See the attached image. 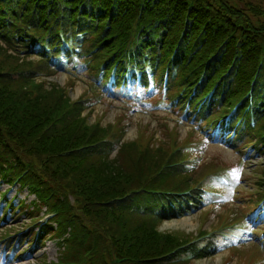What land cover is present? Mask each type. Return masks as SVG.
<instances>
[{"label":"trees","instance_id":"16d2710c","mask_svg":"<svg viewBox=\"0 0 264 264\" xmlns=\"http://www.w3.org/2000/svg\"><path fill=\"white\" fill-rule=\"evenodd\" d=\"M0 40V178L25 184L53 215L41 231L56 241L55 264H182L193 251H211L208 241L219 235L199 233L207 238L191 244L192 234L158 230L160 208L186 212L200 193L221 192V171L191 160L202 145L194 132L181 141L165 127L156 141L142 131L110 159L108 143L124 128L91 123L81 99L37 79L54 75L55 66L81 67L98 93L94 80H122L125 68L150 71L157 88L167 74L169 108L240 156H261L264 7L248 0H0ZM253 178L258 201L264 164ZM29 213L34 222L37 213Z\"/></svg>","mask_w":264,"mask_h":264},{"label":"rangeland","instance_id":"374dc122","mask_svg":"<svg viewBox=\"0 0 264 264\" xmlns=\"http://www.w3.org/2000/svg\"><path fill=\"white\" fill-rule=\"evenodd\" d=\"M252 5L254 6H260L264 7V0H248ZM1 45V44H0ZM2 46V45H1ZM3 47V46H2ZM32 60V58H29ZM87 77L84 76V72H76V76L67 74L63 71H60L53 75L52 77L48 78L47 82L53 83L59 86L60 89L65 90L66 96L72 100L77 101L79 99L84 100L86 105H88V99L87 93H85L87 89ZM39 82L40 79H37ZM45 81L46 80H42ZM46 82V83H47ZM117 94V91L114 92L115 96ZM141 110L134 112V110H130L125 104H123L118 98L112 97L110 98H102L100 102L95 104V106L91 107L92 116L90 117V122L93 123L94 121L98 120L100 117L101 119V125L103 127L107 126V124H111L115 122L119 117L126 115V119L121 121L120 126L124 125L125 128V136L124 140L132 141L135 140V138L139 135L138 132L144 131L145 133H149L152 135V137L159 141L161 140L163 136V131L161 133L158 131L161 127H159L162 124H167L170 128L176 129L180 139H184L186 135L192 131L191 127L193 125L191 124H183L180 122L178 116L176 114H173L171 112L167 113L163 109H157V110H146L144 105H141ZM87 114L85 112L83 115ZM147 126L144 130V127ZM148 129H151V132H147ZM195 136L197 138H202L200 133H196ZM203 143L206 142L205 147L203 148V151L199 153V158L201 159V163H208V167L210 170L214 171L216 169H224V168H233L234 169V177L237 182V188L236 190L233 189V194L238 195L237 197V203H240L241 199L243 198V201H247L249 199L252 191L255 190L254 182L255 179V173L258 172L260 166L264 164V155L263 156H255V157H249L246 159V162L242 166H239L237 163L238 156L237 154L232 151L229 148H225L224 146L218 144V143H210V141L206 138H203ZM213 163V165L210 166V164ZM253 176V177H252ZM7 185L3 184L0 186V192H4L7 189ZM26 191V190H25ZM15 189L13 188L11 191H9L7 195V199H11L14 196ZM26 196L25 192H22L21 194H18L17 197L14 199V204L17 203V200H20L22 202H25V205H29V201H32L34 197H30L29 199H25ZM234 198H231V201L233 202ZM1 203V202H0ZM235 203V202H234ZM236 205V203H235ZM209 209L204 210V212L210 214V221H213L214 214L221 212L224 210L223 207L219 208L215 205H211L210 207H207ZM206 209V208H204ZM213 210V211H212ZM238 211H242L243 207H238ZM19 214L17 217L10 218L7 216L8 224L13 227V229H10L11 231H20L24 230L27 226L31 225L33 222H30L28 217L26 215H22L25 212ZM41 213L39 214V217L42 218L44 215V209L40 210ZM15 213V212H14ZM13 213V215H14ZM16 214V213H15ZM18 214V213H17ZM209 223L204 226V228H207ZM3 225H1L2 227ZM202 226V221L199 218V215L194 216H188L186 218H183L181 220H170L163 222V224L160 226V230L163 232H175L178 230H181V232L194 234L197 230H199ZM35 227L32 226L33 230H37ZM13 231V232H14ZM5 232V230L3 231ZM37 232V231H36ZM16 233V232H15ZM1 236V235H0ZM264 237V235L262 236ZM1 239V237H0ZM56 242L53 241L52 238H49L43 242V245L40 246L41 249L38 253H30V249L27 250L25 246L26 244H23L22 247V253L17 258L11 259L9 255H11V252L9 254H2L6 258L7 256L10 258V262H2V264H50L55 263L58 260V250L56 245ZM17 248V245L15 246ZM36 248V247H35ZM230 252V251H229ZM228 251L219 253L218 255L212 257V258H206L202 260H198L195 262H192L190 264H242L241 262V255H238L240 259L230 258V253ZM245 253V252H244ZM1 255V254H0ZM230 259V260H229ZM247 262V261H246ZM245 262V263H246Z\"/></svg>","mask_w":264,"mask_h":264}]
</instances>
